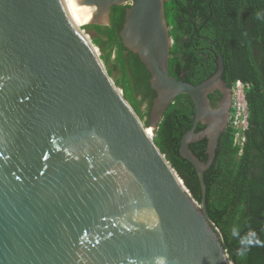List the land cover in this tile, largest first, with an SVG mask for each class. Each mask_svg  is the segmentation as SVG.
Here are the masks:
<instances>
[{
    "label": "water",
    "instance_id": "1",
    "mask_svg": "<svg viewBox=\"0 0 264 264\" xmlns=\"http://www.w3.org/2000/svg\"><path fill=\"white\" fill-rule=\"evenodd\" d=\"M124 4L121 42L156 92L147 123L86 29ZM171 44L164 0H0V264H233L203 176L225 126L208 100L224 85L223 59L194 85L169 73ZM182 93L196 114L179 151L200 202L154 139ZM204 136L206 162L188 146Z\"/></svg>",
    "mask_w": 264,
    "mask_h": 264
},
{
    "label": "trees",
    "instance_id": "2",
    "mask_svg": "<svg viewBox=\"0 0 264 264\" xmlns=\"http://www.w3.org/2000/svg\"><path fill=\"white\" fill-rule=\"evenodd\" d=\"M126 6H112V24L91 23L86 27L95 30L93 41L108 71L139 117L144 118L156 92L150 86L149 71L137 53L124 47L118 34ZM164 11L172 39L168 66L173 77L198 84L215 73L220 54L222 79L231 88L238 79L249 85V123L241 142L235 141L229 121L203 176L207 210L232 263L264 264V246H253L241 256L240 242L231 234L237 227L242 236L250 230L264 241V18L256 17V13H264V0H164ZM136 94L148 101V112L142 111ZM194 111L189 95H177L158 123L154 139L191 196L200 202L195 169L179 152L182 135L192 127ZM203 127L198 123L197 129ZM206 145V137L188 144L203 162L208 159Z\"/></svg>",
    "mask_w": 264,
    "mask_h": 264
},
{
    "label": "flooded vegetation",
    "instance_id": "3",
    "mask_svg": "<svg viewBox=\"0 0 264 264\" xmlns=\"http://www.w3.org/2000/svg\"><path fill=\"white\" fill-rule=\"evenodd\" d=\"M124 5H127L128 6V4H124ZM127 6L126 7H124V13H125V10H126V8H127ZM111 13H112V9H111V12H110V15H109V22L107 23V24H99V25H110V24H112V21H111ZM123 23H124V21H123ZM93 24V23H92ZM122 28V27H121ZM92 30V29H91ZM94 30V29H93ZM121 30V29H120ZM120 30H119V32H118V34L120 33ZM95 31V30H94ZM93 34H94V32H93ZM217 66H218V64H217ZM212 76V75H211ZM210 76V77H211ZM221 79H222V77H221ZM223 80V79H222ZM223 82H224V85L222 86V85H217L210 93H209V95H208V100H209V105L212 107V108H217V107H221L223 110H224V116H225V119H224V124H223V130L228 126V124H229V121H230V116H231V110H232V91H231V86H229L228 84H227V82H225L224 80H223ZM245 83H247V82H245ZM225 86V87H224ZM136 97L138 98V99H140L141 100V103H139L140 105V107H141V109H142V111L143 112H148V101L147 100H144V99H142V96H141V94L139 95V94H136ZM155 97V96H154ZM153 97V98H154ZM153 98L151 99V105H152V100H153ZM193 101V100H192ZM194 103V102H193ZM186 104V103H185ZM194 106H195V104H194ZM151 107V106H150ZM149 114H150V110H149V113H148V115H145L144 116V120H148L149 119ZM195 114H196V107H195V111H194V116H193V122H194V118H195ZM198 123H201V124H203L204 125V127L203 128H199V129H197V126H198ZM197 124H196V127H195V132L197 133V132H201V131H203L204 129H206V127H207V124L205 123V122H201V121H199ZM192 125H193V123H192ZM189 130V129H188ZM222 130V131H223ZM222 131H221V133H222ZM220 133V134H221ZM220 134H219V136H220ZM204 137H206V136H204ZM201 138V137H200ZM207 138V137H206ZM219 138V137H218ZM195 141V140H194ZM180 147V146H179ZM208 138H207V145H206V152H207V154H208ZM180 152V151H179ZM181 154V153H180ZM183 157V156H182ZM191 163V162H190ZM192 164V163H191ZM193 166V165H192ZM194 167V166H193ZM195 169V168H194ZM195 172H196V170H195ZM196 175H197V173H196ZM197 178H198V176H197ZM199 186H200V184H199ZM201 190V189H200ZM250 231V230H249ZM249 231H247V232H249ZM220 235V234H219ZM221 236V235H220Z\"/></svg>",
    "mask_w": 264,
    "mask_h": 264
},
{
    "label": "built area",
    "instance_id": "4",
    "mask_svg": "<svg viewBox=\"0 0 264 264\" xmlns=\"http://www.w3.org/2000/svg\"><path fill=\"white\" fill-rule=\"evenodd\" d=\"M248 83L236 80L231 88L232 91V110L230 123L234 129L235 141L241 142L243 132L247 129L249 123L248 105L246 99V89Z\"/></svg>",
    "mask_w": 264,
    "mask_h": 264
},
{
    "label": "clouds",
    "instance_id": "5",
    "mask_svg": "<svg viewBox=\"0 0 264 264\" xmlns=\"http://www.w3.org/2000/svg\"><path fill=\"white\" fill-rule=\"evenodd\" d=\"M257 19L264 18V13H256ZM231 234L233 237L237 238L240 242L241 248L239 254L241 256L246 255L249 249L253 246L260 245L264 246V241H261L254 231H250L245 233L243 236L240 233L239 228L233 227L231 230ZM156 264H166L164 257H157Z\"/></svg>",
    "mask_w": 264,
    "mask_h": 264
},
{
    "label": "rangeland",
    "instance_id": "6",
    "mask_svg": "<svg viewBox=\"0 0 264 264\" xmlns=\"http://www.w3.org/2000/svg\"><path fill=\"white\" fill-rule=\"evenodd\" d=\"M86 29H88L92 34H93V30H90L89 28L86 27Z\"/></svg>",
    "mask_w": 264,
    "mask_h": 264
},
{
    "label": "bare ground",
    "instance_id": "7",
    "mask_svg": "<svg viewBox=\"0 0 264 264\" xmlns=\"http://www.w3.org/2000/svg\"><path fill=\"white\" fill-rule=\"evenodd\" d=\"M82 24H85V23H82ZM77 25H81V24H77Z\"/></svg>",
    "mask_w": 264,
    "mask_h": 264
}]
</instances>
